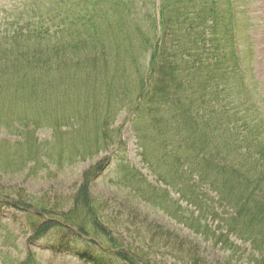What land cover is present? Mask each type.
Here are the masks:
<instances>
[{
  "label": "rangeland",
  "instance_id": "374dc122",
  "mask_svg": "<svg viewBox=\"0 0 264 264\" xmlns=\"http://www.w3.org/2000/svg\"><path fill=\"white\" fill-rule=\"evenodd\" d=\"M29 1L35 8L37 1ZM52 1L38 0L35 10L39 2ZM238 1L240 49L251 62L246 74L250 93L255 90L264 110V0ZM160 2L128 0L130 14L121 15L115 23L112 20L117 14H111L110 4L99 8L104 29L113 31L106 42L110 38L114 43L123 42L131 36L130 52L135 60L132 64L123 55L124 69L114 67L110 59L113 47L100 51L98 46L85 43L90 33L86 23L80 29L75 22L67 27L63 38L74 36L84 43L65 49H53L60 41L54 38L49 39V47L46 41L2 36V32L19 29L5 23L26 4L24 0H0V80L5 75L21 74L29 64L34 71L33 83L23 86V97L8 100L5 87L0 94V264H20L28 257L35 264H88L58 247L60 233L53 240L47 237L38 241L33 229L44 221L42 207L70 208L85 175L98 165L102 171L92 179L90 193L101 224L123 248L151 264H248L245 246L235 238L231 242L236 248L241 246L239 252L245 253L244 257L214 246L191 229L194 208L179 192L186 191L187 185L180 177L181 167L160 165L161 174H156L140 156L138 136L142 133L144 141L148 140L151 124L143 117L136 119L133 110L139 102V79L148 74L150 55L139 47L138 35L132 32L137 26L141 34L146 33L159 18ZM28 17L31 25L41 27L34 19L35 11ZM72 28L76 30L70 31ZM48 57V66L43 69V60ZM35 87H46L47 96ZM27 94L40 105L29 101ZM11 105L17 107L16 115L11 114ZM37 106L44 116H38ZM24 109L28 113L21 114ZM35 121L34 130L31 124ZM28 136L38 143L30 151L26 148L31 144ZM144 144L150 150L148 143ZM6 201L25 204L17 209ZM212 220L207 222L211 230L222 229L219 221ZM102 242L107 249L108 243ZM79 248L86 251L91 247L80 242Z\"/></svg>",
  "mask_w": 264,
  "mask_h": 264
},
{
  "label": "trees",
  "instance_id": "16d2710c",
  "mask_svg": "<svg viewBox=\"0 0 264 264\" xmlns=\"http://www.w3.org/2000/svg\"><path fill=\"white\" fill-rule=\"evenodd\" d=\"M24 3L26 6L5 23L19 29L2 32V36L18 41H46L49 47V39L54 38L60 41L53 49H65L84 43L74 36L63 38L67 27L75 22L80 29L86 23L90 33L85 43L98 46L100 51L113 47L110 59L116 68L125 69L123 55L134 63L131 36L128 38L127 34L123 42L114 43L112 38L106 42V36H112L113 31L110 27L104 29V18L98 13L100 7L110 4L114 11L111 14H117L112 20L115 23L121 15L130 14L128 0H55L49 4L39 2L37 10L29 6V0ZM239 4L238 0H162L159 18L145 34L134 26L132 33L140 41L137 43L148 50L150 58L147 77L139 79V102L133 114L151 124L149 128L142 124L150 130L148 140L144 141L142 133L138 136L140 156L147 167L156 174H161L164 165L167 169L173 165L181 167L180 177L187 185L186 191L179 192L194 208V218L189 221L191 229L214 246L233 251V255L244 257L245 253L239 252L244 245L248 264H264V110L255 90L250 93L246 74L251 62L238 46ZM34 11L40 28L28 20ZM48 59L43 60V69L48 66ZM26 68L21 74L14 73L10 78L5 75L0 80L1 95L4 87L9 90L5 96L8 100L25 95L23 86L33 83L34 73L30 64ZM35 88L47 96L46 87ZM28 100L40 105L29 95ZM10 109L12 115L17 114L16 106L11 105ZM35 111L39 117L45 114L40 106ZM24 113L28 111L24 109L21 114ZM36 123L31 124L34 130ZM28 140L29 151L38 146L31 136ZM101 171L102 165H98L85 175L70 208H41L44 221L33 229L35 238L53 240L60 233L58 247L88 264H151L120 246L101 224L90 193V183ZM5 203L17 209L25 204ZM210 218L211 223L219 221L222 229L211 230L207 223ZM231 238L241 246L236 248ZM102 240L108 243L107 249ZM80 242L91 248L81 250ZM20 264L35 262L28 257Z\"/></svg>",
  "mask_w": 264,
  "mask_h": 264
}]
</instances>
